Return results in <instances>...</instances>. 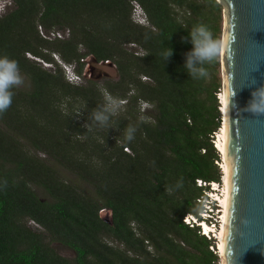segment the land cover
<instances>
[{"label": "trees", "instance_id": "16d2710c", "mask_svg": "<svg viewBox=\"0 0 264 264\" xmlns=\"http://www.w3.org/2000/svg\"><path fill=\"white\" fill-rule=\"evenodd\" d=\"M11 4L0 16V56L14 59L29 83L12 88V103L0 113V264H216L210 242L182 218L202 208L195 180H219L214 164L219 156L209 135L220 126L221 5L216 0ZM133 4L146 24L133 21ZM201 24L218 47L203 65L206 75L192 79L184 67L192 47L188 33ZM57 32L63 37L49 38ZM169 50L165 61L162 53ZM52 55L79 76L90 57L113 67L117 79L71 84ZM106 97L123 101V110L100 126L92 113ZM141 103L150 110L141 112ZM129 125L136 130L126 141ZM101 210L111 212V225L99 218ZM53 244L71 250L74 258L59 255Z\"/></svg>", "mask_w": 264, "mask_h": 264}, {"label": "water", "instance_id": "95a60500", "mask_svg": "<svg viewBox=\"0 0 264 264\" xmlns=\"http://www.w3.org/2000/svg\"><path fill=\"white\" fill-rule=\"evenodd\" d=\"M222 7L220 47L226 103L228 208L222 264H264V112L247 107L264 86V0H216ZM92 59H86L91 72ZM99 218L111 225L112 214Z\"/></svg>", "mask_w": 264, "mask_h": 264}, {"label": "clouds", "instance_id": "9594fccd", "mask_svg": "<svg viewBox=\"0 0 264 264\" xmlns=\"http://www.w3.org/2000/svg\"><path fill=\"white\" fill-rule=\"evenodd\" d=\"M1 8L3 10L5 9L4 6ZM140 13L144 17L142 11ZM188 40L192 47L186 53L184 67L189 77L198 79L206 75V70L203 65L205 62L213 60L217 51L218 42L213 38L210 30L202 24L196 25L190 30ZM171 55L172 50H169L162 53V58L167 61ZM21 83L22 77L17 62L14 59H9L7 56H0V113L8 109L12 103V88ZM117 107L118 102L115 99L106 97L104 105L92 113V119L98 122L100 126H104L108 123L109 117L116 112ZM247 107L255 112H264V86L250 93ZM135 130L134 126L129 125L125 130L124 139L131 141Z\"/></svg>", "mask_w": 264, "mask_h": 264}, {"label": "built area", "instance_id": "2783aa9c", "mask_svg": "<svg viewBox=\"0 0 264 264\" xmlns=\"http://www.w3.org/2000/svg\"><path fill=\"white\" fill-rule=\"evenodd\" d=\"M136 5V4H135ZM137 9H140L136 5ZM145 22V18L143 20ZM40 34L44 37L42 30L39 28ZM53 37L62 38L63 35L59 32L52 35ZM87 59V58H86ZM86 59L84 60L86 62ZM58 64L64 71L66 80L71 84H79L82 81V76L75 73L74 66L66 65L57 60ZM221 95H223V89H220L216 94L218 100V111L220 112V126L217 131L209 135L210 142L214 149L217 151L219 160L214 161V164L219 170V180L207 182L201 179H196L195 184L202 189V195L197 200L201 204V210L194 214H187L182 218V223L189 228L196 230L197 234L206 238L210 242L208 247L209 251L217 257L216 264H222V256L219 251L220 244V232L225 225V199L228 193L227 179L222 168L224 163L223 155L219 150V135L221 134L223 126V111ZM123 104V101H120Z\"/></svg>", "mask_w": 264, "mask_h": 264}, {"label": "rangeland", "instance_id": "374dc122", "mask_svg": "<svg viewBox=\"0 0 264 264\" xmlns=\"http://www.w3.org/2000/svg\"><path fill=\"white\" fill-rule=\"evenodd\" d=\"M3 6L5 7L4 10L1 8ZM136 7L137 6L135 4H133V12H132L133 13V21L138 23V24H146V23H143L144 17L141 15L140 9H137ZM11 8H12L11 0H0V12H1L0 16L5 14L6 12H8V10H10ZM222 30H223V17H222ZM53 34H55V33H50L49 38H53V36H52ZM221 39H222V36H221ZM220 47H221V41H220ZM128 48L130 49V51H134L136 53H141V51L133 45H129ZM52 57L56 61L59 60L57 58V56H55V55H52ZM35 60L40 62L42 67L46 68L47 70L53 69L50 64L42 63V61H40L38 59H35ZM84 64L85 65L82 68V73H83L82 81L79 82V84H81L82 82H84L86 80H92V81H96L98 83V85H102V83L105 80H116L117 79V74H116L115 69L113 67L105 65V64H95L94 62L89 63V67H91L92 70H91V72H87L84 76L85 69L87 67V63L84 62ZM21 77H22V83L20 85H18V87L28 86L29 81L27 80V78H25L24 76H21ZM220 78H221V83H222L221 65H220ZM142 80H145V78H143ZM221 89H222V86H221ZM150 108H151V106H149L148 104H145V103H141V105H140L141 112H147L148 110H150ZM122 110H123L122 104L118 103V107H117L116 112L122 111ZM60 172L63 174V176L66 179L70 180L73 183H76L77 185L81 186L83 189H88V187L83 182L79 181L72 174H70L66 171H62V170H60ZM36 192L40 197H42V198L44 197V193H42L41 191L36 190ZM31 225L33 227L35 226L32 223H31ZM53 247L55 248V250L57 251V253L59 255L65 257L67 259H73L74 258V253L71 250H69L65 247H62L58 244H53Z\"/></svg>", "mask_w": 264, "mask_h": 264}, {"label": "bare ground", "instance_id": "6f19581e", "mask_svg": "<svg viewBox=\"0 0 264 264\" xmlns=\"http://www.w3.org/2000/svg\"><path fill=\"white\" fill-rule=\"evenodd\" d=\"M221 102H222V111H223V126L221 130V134L219 135V143L218 147L223 155L224 163L222 164V168L225 174V178L229 179V171H228V165L226 161V103H225V95H221ZM228 197L229 193H227L226 199H225V225L223 226L221 232H220V244H219V251L221 253V256L224 254V241H225V226H226V216H227V208H228Z\"/></svg>", "mask_w": 264, "mask_h": 264}]
</instances>
